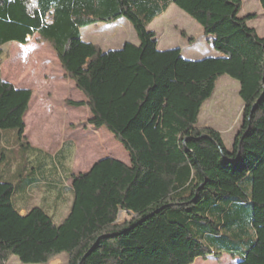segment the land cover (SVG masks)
<instances>
[{
	"label": "trees",
	"instance_id": "trees-1",
	"mask_svg": "<svg viewBox=\"0 0 264 264\" xmlns=\"http://www.w3.org/2000/svg\"><path fill=\"white\" fill-rule=\"evenodd\" d=\"M243 1L0 0V55L38 34L86 96L68 104L88 106V123L107 127L130 156V164L104 157L71 174L63 221L40 206L22 215L13 196L34 181L31 162L52 161L25 137L33 91L2 77L0 57V135L15 129L10 150L30 153L13 173L18 184L0 179V264L12 255L48 264L63 253L67 264H193L226 254L264 264V36L249 25L254 14L239 15ZM172 4L200 24L216 54L188 59L181 48H158L148 27ZM120 18L138 43L104 51L82 38V28ZM223 76L239 82L244 103L231 148L221 132L198 125ZM73 147L65 142L54 165L63 168ZM121 211L133 217L119 222Z\"/></svg>",
	"mask_w": 264,
	"mask_h": 264
},
{
	"label": "rangeland",
	"instance_id": "rangeland-1",
	"mask_svg": "<svg viewBox=\"0 0 264 264\" xmlns=\"http://www.w3.org/2000/svg\"><path fill=\"white\" fill-rule=\"evenodd\" d=\"M248 14L256 16L249 21V25L254 27L261 36H264V10L259 0L243 1L239 15ZM148 28L156 32L160 50L181 48L183 56L188 59H200L217 53L200 24L175 4H172ZM81 35L85 41L99 45L104 51L120 49L128 41L138 43L135 31L125 18L82 28ZM42 46L46 48L43 50ZM53 55L55 53L52 46L39 40L38 36L32 37L28 46H23L18 42L8 43L0 55L5 59L1 65L2 77L15 85L19 83L21 86H29L37 96L32 105V112L37 113L28 120L29 135L41 137L47 143L51 142V149L60 143L61 139L73 135L80 144V154L76 160V156L71 159L72 154L68 152V149L64 152L66 157L64 162L69 170L73 164L86 157V154L81 153L86 147L92 153L90 158H86L88 164L103 157H113L128 164L130 157L124 158L122 155V151L129 155L128 151L107 127L95 128L92 126L89 129L84 127L81 134L80 128L90 125L88 123L90 111L87 106L78 111L65 112V115L63 111L70 105L67 101H76L77 96L69 91L67 84H71V79L63 70L59 59L56 60ZM239 88L238 81L229 76L221 77L213 97L203 105L199 116L198 125L200 127L213 126L217 128L229 145L234 142L235 134L241 126L243 117L244 103L241 100ZM76 91L80 90L76 89ZM53 110L54 114L51 115L50 111ZM67 118L72 122L68 123L67 121L64 124ZM5 133L9 135L5 139L0 135V157L3 153L7 156L0 162V179L18 184L20 178H15L13 173L20 164L29 160L30 153L23 148L10 150L14 145L12 137H16L17 131L9 129L5 130ZM50 159L53 164L56 163L55 155L52 154ZM66 166L63 167L64 171H67ZM86 166L82 164L80 168L83 170ZM77 168L76 164L74 170ZM27 172L26 169L23 170L25 177H27ZM66 184L70 187V180ZM37 194L39 195V193ZM70 196L69 193L68 197ZM37 202L38 199L33 198L32 206H36ZM132 217L133 215L130 213L121 211L118 221L124 222ZM54 220L59 222L63 219L54 216ZM7 264L26 263L21 262L18 256L12 255ZM48 264H52V262L50 261ZM193 264H237V260L227 254L220 259L211 255L207 259L199 257Z\"/></svg>",
	"mask_w": 264,
	"mask_h": 264
},
{
	"label": "crops",
	"instance_id": "crops-1",
	"mask_svg": "<svg viewBox=\"0 0 264 264\" xmlns=\"http://www.w3.org/2000/svg\"><path fill=\"white\" fill-rule=\"evenodd\" d=\"M34 36H38V34H35ZM34 36H32V37H34ZM32 37H30L29 42H30ZM29 42L25 45H23V44H21V45H23V46L27 45L28 46ZM45 48L42 46L43 50ZM30 49H32V48H30ZM47 49L49 50L48 47H47ZM54 53H55V55H53V57L55 56V58L57 60L58 59L57 54L55 51H54ZM59 62H60V60H59ZM67 85H68V88L70 89L69 91L74 93L77 96L76 101H80V100L86 101V96L84 95V93L80 89H79L80 91H76V89H78V88L72 79H71V84H67ZM15 86L17 88H30L29 86H27V87L21 86L19 83H17ZM239 86H240V84H239ZM239 90H240V88H239ZM36 97H37L36 94L33 93L31 101H30L29 110L25 116V121H26L25 137H26L27 141L31 144V146L41 150L43 153H49L51 155L52 154L55 155L56 153H58L61 150L63 144L67 141H70L73 143L74 147H73V150L70 149V151H68V152L72 153V151H73L74 153H73L72 158H74V156H76L75 157V159H76L78 157V154H80V144H79L78 140L73 135H71V137L68 136L67 138L61 139L60 143H58L53 149H51V147H52L50 144L51 142L47 143V142H45L44 139H41V137H34L32 135L31 136L29 135L30 133H29V129H28V127H29L28 120L30 117H33V115H35L37 113V112H32V105H33L34 99H36ZM85 107L86 106H70L69 105V106L65 107L63 112L68 113V112H73L74 110L78 111V110L84 109ZM89 111H90V109H89ZM39 112H41V111H39ZM50 112H51L50 113L51 115L54 114V110L50 111ZM65 115H66V113H65ZM90 117H91V112H90L89 118ZM70 120H72V119H70ZM67 121H68V123L72 122V121H69V119L67 118V120L64 122V124L67 123ZM84 127H88L87 129H89V128H92V125L82 126L80 128L81 134L84 130ZM210 127H213V126H210ZM213 128H215V127H213ZM215 129L218 130L217 128H215ZM236 134H237V132H236ZM223 140L225 142V145L228 148L232 147L234 142L231 145H229L226 142L224 137H223ZM83 150L84 151H82L81 153L86 154L85 155L86 157H83V160L73 164L71 166V170L68 169V167L66 166L67 164H66L65 166L67 167L66 168L67 171H64V169L61 168V166L58 165V163H57V165H54L48 161H43V159H41V158H38L35 161L33 160L31 162V164H30L31 170L30 171L33 172V175L31 177L34 178V181L30 185H28L27 187H24V184H22V186L19 189V192L18 193L15 192V194L13 196L15 207L19 210V212L22 215L26 214L31 208L35 207V206H32V204H33L32 202H33V198L36 197L38 199V202H37L38 204L36 206L42 207L53 217L55 216V217H58L59 219H63V220L67 217V215L70 213L72 198H73V194H72L73 179H72L71 174L85 173L91 169V167L95 164V162L98 161V160H94L93 162L88 164V160H86V158L88 159L92 156L91 150L88 149L87 147H86V149L84 148ZM122 155L124 156V158L126 156L130 157L129 155H127L125 153V151H122ZM76 164L78 165V168H77V170H74V166ZM82 164H84V166H86L88 164V166H86V168H84L82 170L80 168L82 166ZM128 164H130V162ZM69 180L71 182L70 187L67 186V184H66V182ZM37 193H39V195ZM69 193L71 195L70 197H68ZM59 222H61V221H59ZM68 260H69L68 255L63 253V254L59 255L56 259L52 260L51 262H52V264H67Z\"/></svg>",
	"mask_w": 264,
	"mask_h": 264
},
{
	"label": "water",
	"instance_id": "water-1",
	"mask_svg": "<svg viewBox=\"0 0 264 264\" xmlns=\"http://www.w3.org/2000/svg\"><path fill=\"white\" fill-rule=\"evenodd\" d=\"M255 106H256V105H255ZM255 106H254V107H255ZM237 264H238V263H237Z\"/></svg>",
	"mask_w": 264,
	"mask_h": 264
}]
</instances>
